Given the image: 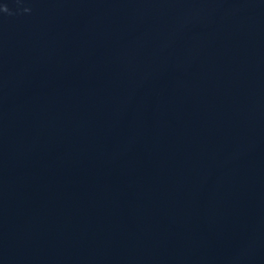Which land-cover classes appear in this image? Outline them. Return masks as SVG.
I'll use <instances>...</instances> for the list:
<instances>
[{
    "label": "water",
    "instance_id": "obj_1",
    "mask_svg": "<svg viewBox=\"0 0 264 264\" xmlns=\"http://www.w3.org/2000/svg\"><path fill=\"white\" fill-rule=\"evenodd\" d=\"M0 264H264V0H0Z\"/></svg>",
    "mask_w": 264,
    "mask_h": 264
},
{
    "label": "clouds",
    "instance_id": "obj_2",
    "mask_svg": "<svg viewBox=\"0 0 264 264\" xmlns=\"http://www.w3.org/2000/svg\"><path fill=\"white\" fill-rule=\"evenodd\" d=\"M2 8H3V10H4V11H8V7H7V5H6V4H5V5H3V6H2Z\"/></svg>",
    "mask_w": 264,
    "mask_h": 264
}]
</instances>
